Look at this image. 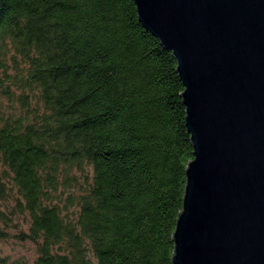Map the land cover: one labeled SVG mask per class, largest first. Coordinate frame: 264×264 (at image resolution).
Here are the masks:
<instances>
[{
    "label": "trees",
    "instance_id": "1",
    "mask_svg": "<svg viewBox=\"0 0 264 264\" xmlns=\"http://www.w3.org/2000/svg\"><path fill=\"white\" fill-rule=\"evenodd\" d=\"M182 91L133 0H0V264H172Z\"/></svg>",
    "mask_w": 264,
    "mask_h": 264
},
{
    "label": "water",
    "instance_id": "2",
    "mask_svg": "<svg viewBox=\"0 0 264 264\" xmlns=\"http://www.w3.org/2000/svg\"><path fill=\"white\" fill-rule=\"evenodd\" d=\"M176 61L192 160L172 264H264V0H133Z\"/></svg>",
    "mask_w": 264,
    "mask_h": 264
},
{
    "label": "rangeland",
    "instance_id": "3",
    "mask_svg": "<svg viewBox=\"0 0 264 264\" xmlns=\"http://www.w3.org/2000/svg\"><path fill=\"white\" fill-rule=\"evenodd\" d=\"M31 246L29 243H26L24 245H20L17 241H10L7 244L1 245L0 249L4 251L6 254H11L15 256L24 255L27 253V247Z\"/></svg>",
    "mask_w": 264,
    "mask_h": 264
}]
</instances>
